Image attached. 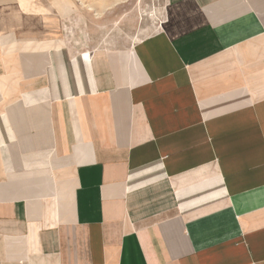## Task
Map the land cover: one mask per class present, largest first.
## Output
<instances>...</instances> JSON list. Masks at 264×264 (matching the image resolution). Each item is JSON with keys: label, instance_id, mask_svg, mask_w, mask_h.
Returning a JSON list of instances; mask_svg holds the SVG:
<instances>
[{"label": "crops", "instance_id": "0c3cea01", "mask_svg": "<svg viewBox=\"0 0 264 264\" xmlns=\"http://www.w3.org/2000/svg\"><path fill=\"white\" fill-rule=\"evenodd\" d=\"M76 11L0 0V264H264V0L80 51Z\"/></svg>", "mask_w": 264, "mask_h": 264}, {"label": "rangeland", "instance_id": "374dc122", "mask_svg": "<svg viewBox=\"0 0 264 264\" xmlns=\"http://www.w3.org/2000/svg\"><path fill=\"white\" fill-rule=\"evenodd\" d=\"M77 11L66 21L68 43L76 50L103 44H131L162 22L165 0H76ZM91 8V9H90Z\"/></svg>", "mask_w": 264, "mask_h": 264}, {"label": "bare ground", "instance_id": "6f19581e", "mask_svg": "<svg viewBox=\"0 0 264 264\" xmlns=\"http://www.w3.org/2000/svg\"><path fill=\"white\" fill-rule=\"evenodd\" d=\"M91 9V8H90Z\"/></svg>", "mask_w": 264, "mask_h": 264}]
</instances>
